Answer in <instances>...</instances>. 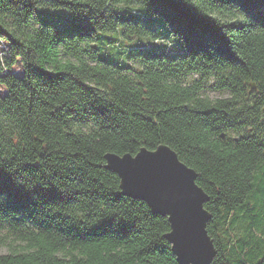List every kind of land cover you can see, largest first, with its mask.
I'll return each mask as SVG.
<instances>
[{
	"label": "trees",
	"instance_id": "trees-1",
	"mask_svg": "<svg viewBox=\"0 0 264 264\" xmlns=\"http://www.w3.org/2000/svg\"><path fill=\"white\" fill-rule=\"evenodd\" d=\"M2 42L0 264H178L105 168L161 145L209 196L212 264H264V0H0Z\"/></svg>",
	"mask_w": 264,
	"mask_h": 264
},
{
	"label": "water",
	"instance_id": "water-1",
	"mask_svg": "<svg viewBox=\"0 0 264 264\" xmlns=\"http://www.w3.org/2000/svg\"><path fill=\"white\" fill-rule=\"evenodd\" d=\"M256 90L251 83L249 93ZM224 137V134L221 135ZM237 140V139H235ZM105 168L120 179V194L143 201L151 212L167 217L165 238L178 264H212L215 246L207 232L211 214L204 208L208 194L196 183V171L161 145L136 155L106 153Z\"/></svg>",
	"mask_w": 264,
	"mask_h": 264
},
{
	"label": "rangeland",
	"instance_id": "rangeland-1",
	"mask_svg": "<svg viewBox=\"0 0 264 264\" xmlns=\"http://www.w3.org/2000/svg\"><path fill=\"white\" fill-rule=\"evenodd\" d=\"M109 35H111V34H109ZM144 40V39H143ZM172 41V40H171ZM170 41V42H171ZM170 42H167V43H165V44H168V43H170ZM172 43V42H171ZM170 43V44H171ZM5 46H6V44H4ZM95 45H98V42H95ZM171 46H172V44H171ZM170 46V47H171ZM173 47V46H172ZM61 58L63 59V60H66V59H69V60H72V61H75L71 56H68V55H66L63 51L61 52ZM13 71L14 72H19L20 71V68L17 66V67H15L14 69H13ZM199 77L197 76V75H193L192 77H190V79H189V82H191L192 80H197ZM212 81H213V78H211L209 81H207V83H206V89H205V91H204V93H203V95L204 96H207V97H209L210 99H216V98H223V97H227L228 96V93H226V92H219V91H215V90H211V89H209V86H211V84H212ZM237 137V136H236ZM8 246L7 245H1L0 246V254H5V253H7L9 250H8Z\"/></svg>",
	"mask_w": 264,
	"mask_h": 264
},
{
	"label": "built area",
	"instance_id": "built-area-1",
	"mask_svg": "<svg viewBox=\"0 0 264 264\" xmlns=\"http://www.w3.org/2000/svg\"><path fill=\"white\" fill-rule=\"evenodd\" d=\"M0 47H2V48H4V49H6V47H5V45H4V44L0 45ZM3 54H7V52H3Z\"/></svg>",
	"mask_w": 264,
	"mask_h": 264
},
{
	"label": "bare ground",
	"instance_id": "bare-ground-1",
	"mask_svg": "<svg viewBox=\"0 0 264 264\" xmlns=\"http://www.w3.org/2000/svg\"><path fill=\"white\" fill-rule=\"evenodd\" d=\"M2 49V48H1Z\"/></svg>",
	"mask_w": 264,
	"mask_h": 264
}]
</instances>
